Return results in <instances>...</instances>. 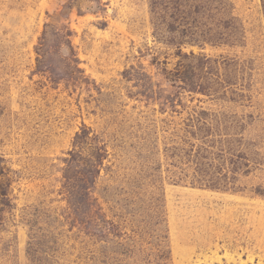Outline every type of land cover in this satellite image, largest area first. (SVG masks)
Returning a JSON list of instances; mask_svg holds the SVG:
<instances>
[{
  "label": "rangeland",
  "instance_id": "374dc122",
  "mask_svg": "<svg viewBox=\"0 0 264 264\" xmlns=\"http://www.w3.org/2000/svg\"><path fill=\"white\" fill-rule=\"evenodd\" d=\"M0 264H264V0H0Z\"/></svg>",
  "mask_w": 264,
  "mask_h": 264
}]
</instances>
